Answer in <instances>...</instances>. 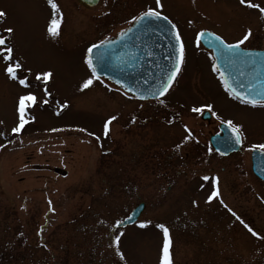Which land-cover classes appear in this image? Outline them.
<instances>
[{
	"label": "rangeland",
	"instance_id": "1",
	"mask_svg": "<svg viewBox=\"0 0 264 264\" xmlns=\"http://www.w3.org/2000/svg\"><path fill=\"white\" fill-rule=\"evenodd\" d=\"M238 1L160 0L157 8L156 0H54L60 25L52 36L48 0H0V264H160V224L169 229L173 264H264V186L249 159L264 144V106L232 98L197 41L209 30L235 43L250 29L240 46L264 48V14L247 6L264 0ZM149 7L176 25L184 44L170 91L140 101L96 75L84 87L92 77L88 45ZM7 47L11 61L3 59ZM17 62L12 79L6 68ZM43 72L51 78L37 80ZM28 92L36 100L13 132L18 98ZM227 120L241 125L242 146L219 156L208 137ZM139 202L138 220L116 227Z\"/></svg>",
	"mask_w": 264,
	"mask_h": 264
},
{
	"label": "water",
	"instance_id": "2",
	"mask_svg": "<svg viewBox=\"0 0 264 264\" xmlns=\"http://www.w3.org/2000/svg\"><path fill=\"white\" fill-rule=\"evenodd\" d=\"M79 1L94 6L99 0ZM200 33L202 35L199 40L206 48L211 49L214 64L220 75L223 73L224 84L227 82L240 93L251 94L254 90L257 93L255 98L260 99L261 94H264V50L243 49L240 46L228 50L220 45V48H224V53L221 54L216 47L219 41L215 40L213 33ZM103 41L105 43L94 49L92 54L97 76L108 79L137 99H156L167 93L159 95L156 90L176 62L178 45L169 20L134 21L116 37ZM95 44L99 45L100 42ZM102 51L105 53L104 59L97 60L95 53ZM249 84L252 89L248 88ZM233 96L237 98L234 94ZM237 99L243 101L244 97ZM202 118H208V114L204 113ZM219 129L220 133L209 138L212 148L221 155L238 151L241 142L236 143L229 125L221 123ZM250 160L252 172L264 181V151L253 149ZM142 209L143 203H139L118 226L136 221Z\"/></svg>",
	"mask_w": 264,
	"mask_h": 264
},
{
	"label": "snow or ice",
	"instance_id": "3",
	"mask_svg": "<svg viewBox=\"0 0 264 264\" xmlns=\"http://www.w3.org/2000/svg\"><path fill=\"white\" fill-rule=\"evenodd\" d=\"M241 4L245 3V0H240ZM48 3L51 5V8L54 10L53 11V15H52V19L49 22L47 31L50 35L52 36H56L58 35L59 32V25H60V20L57 18V13H58V6L56 3H54V0H48ZM156 5L157 8H162L163 5L161 4L160 0H156ZM250 7H256L259 8V11L264 14V7H259V5L256 4H250ZM6 13L3 10H0V17L5 16ZM153 19H162L164 21H168V17L164 16L162 14L161 11L153 9L152 7L147 8L145 11L140 12V14L138 16H134L132 17L133 21H140V22H145L148 21L150 22ZM169 23H171L169 21ZM172 30L175 34V41L178 45L177 49H176V62L173 65L172 69L169 71V73L167 74L166 78L162 81V83L160 84V87L156 90L159 95H163L165 92L168 91L169 87L172 85L173 80L177 77V75L179 74L180 70H181V65L184 62L185 59V49H184V45L181 41V36L178 30H176V25L172 24ZM13 28L9 27L6 29V32L11 35L13 33ZM129 31H131V29H129ZM251 30H247L246 33L244 34L243 38L241 40H238L235 42V44H225V42L223 41V39L219 36H216L215 33H213V36L215 37V40L219 41V44L216 45V47L219 49V51L221 52V54L224 53V48L228 49V50H234L236 48L239 47V45L243 44L244 41L248 40L250 35H251ZM202 35V33H198L197 34V40H199V37ZM6 43V38L4 36H0V45H4ZM105 43V41H100V44H92L88 47L87 52H88V56L86 57V63L88 65L89 68L92 69V77L89 78L88 80H86L84 82V87H87L89 84L92 83V79L96 78L95 77V73H96V67L93 64V58H92V54H93V50L97 49L98 47H101L103 44ZM220 45H224V48H220ZM5 51V55L3 56V59L5 60H13L14 57L12 55L13 53V48L12 47H7L6 49H4ZM151 54V53H149ZM104 55L105 53L102 52H97L95 53L96 59L97 60H103L104 59ZM213 69H216V65L213 64ZM22 68V64L17 62L15 63V65L13 66L11 63L9 64V66L6 68V71L9 73L10 77L12 79H16L18 76L17 73V69H21ZM52 76L51 72H43L42 74H37L36 79L39 80L41 79V77L44 80H49ZM223 73H221V79H223ZM119 82V81H118ZM19 84L21 85H25L26 86V78L23 79H19ZM225 87L228 89L229 95H235L237 98L243 96L244 103H249L252 104L253 106L260 104V105H264V94H261V98L257 99L255 98L257 93H255V91L253 90L251 94L248 93H240L238 92L235 88L231 87L230 85H228L227 82H225ZM249 89H252V85L249 84L248 85ZM36 97L33 93L28 92L25 95H21L18 98V107H17V112L19 113V123L16 127H14L12 129L13 132H19L21 130V128H23V126L27 123V120L25 119V110L28 107V102H35ZM163 102V101H162ZM207 108H211L212 105H206ZM194 111L196 112H200L201 108H195ZM116 117H109L108 120L104 123V133L105 135H107L108 131H109V123L112 120H115ZM224 123L228 124L229 127L232 129L233 134L235 135L236 138V143H240L241 142V137H240V128L241 125L239 124H233V122L231 120H227L224 121ZM253 147L259 148L261 150H264V144H260V145H254ZM203 179L208 180L209 177L205 176L203 177ZM215 180V178H214ZM218 192L217 191H213L212 194L208 197V200L211 201L213 196H217ZM221 203H223V201H221ZM225 207H227V205H225ZM229 212H232L231 208H228ZM233 216H236V218L238 220H240V217L236 215L235 212H232ZM122 221H116V224L119 225L121 224ZM146 223L149 222H141L140 227L143 228L146 226ZM241 223H244L243 220H241ZM244 226L246 228H248V231L252 232V228H250L247 224H244ZM158 228L163 229V244H162V255L160 258V264H173V259L171 257V253H170V248L172 245V240L169 234V229L163 225H157ZM122 235V234H121ZM253 235H256L255 232H253ZM120 236H116L115 240L117 242H119L120 240Z\"/></svg>",
	"mask_w": 264,
	"mask_h": 264
},
{
	"label": "flooded vegetation",
	"instance_id": "4",
	"mask_svg": "<svg viewBox=\"0 0 264 264\" xmlns=\"http://www.w3.org/2000/svg\"><path fill=\"white\" fill-rule=\"evenodd\" d=\"M182 41V40H181ZM183 43V42H182ZM184 45V44H183ZM201 47V46H200ZM204 50H206V49H204ZM208 50H206V52H207ZM209 52V51H208ZM185 60V59H184ZM255 106H264V105H260V104H257V105H255ZM258 182H261V181H259L258 180ZM262 183V185L264 186V183L263 182H261Z\"/></svg>",
	"mask_w": 264,
	"mask_h": 264
}]
</instances>
